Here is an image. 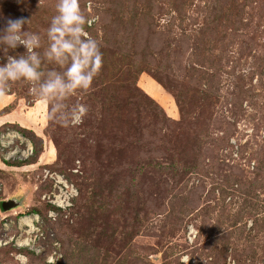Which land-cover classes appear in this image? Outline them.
Segmentation results:
<instances>
[{
    "label": "rangeland",
    "instance_id": "374dc122",
    "mask_svg": "<svg viewBox=\"0 0 264 264\" xmlns=\"http://www.w3.org/2000/svg\"><path fill=\"white\" fill-rule=\"evenodd\" d=\"M57 2L0 0V28L28 19L46 47ZM79 3L102 53L90 89L65 101L88 108L83 122L50 119L23 80L0 91V130L34 146L0 158V223L38 213L44 232L28 264L54 247L56 264H264V0ZM52 174L76 190L64 209L42 199Z\"/></svg>",
    "mask_w": 264,
    "mask_h": 264
},
{
    "label": "clouds",
    "instance_id": "9594fccd",
    "mask_svg": "<svg viewBox=\"0 0 264 264\" xmlns=\"http://www.w3.org/2000/svg\"><path fill=\"white\" fill-rule=\"evenodd\" d=\"M55 13L45 33L46 47L39 34L25 30L28 19H7L0 28V54L4 58L0 63V91L11 82H28L32 95L50 106V119L65 127L77 126L88 108L84 104L68 107L65 101L78 91L90 89L102 66V53L97 41L85 31L94 21L82 13L79 0H58ZM19 47L24 49L22 53L9 54ZM45 63L59 70L44 71ZM16 259L28 264L27 257Z\"/></svg>",
    "mask_w": 264,
    "mask_h": 264
},
{
    "label": "built area",
    "instance_id": "2783aa9c",
    "mask_svg": "<svg viewBox=\"0 0 264 264\" xmlns=\"http://www.w3.org/2000/svg\"><path fill=\"white\" fill-rule=\"evenodd\" d=\"M34 155L32 142L19 130L6 127L0 130V158L8 162L26 161ZM50 178V172L45 170L44 178ZM54 182L52 191L42 196L46 203L59 209L70 206V200L76 195L73 185L68 184L62 175L52 174ZM48 217L55 218L57 211L54 208L47 212ZM3 220V221H2ZM0 223V249L11 246L17 250L13 257L24 256L28 258V251L37 256L41 254L40 241L43 239L44 232L39 224L38 213L22 214L17 216L18 230L9 234L8 231L16 222L10 218H3ZM27 252V253H26ZM60 257L58 248H52L50 255L45 258V263L56 264Z\"/></svg>",
    "mask_w": 264,
    "mask_h": 264
},
{
    "label": "water",
    "instance_id": "95a60500",
    "mask_svg": "<svg viewBox=\"0 0 264 264\" xmlns=\"http://www.w3.org/2000/svg\"><path fill=\"white\" fill-rule=\"evenodd\" d=\"M5 202H6L5 203L6 205H5L4 209H6V210L11 209L17 205V202L15 199L6 200Z\"/></svg>",
    "mask_w": 264,
    "mask_h": 264
},
{
    "label": "trees",
    "instance_id": "16d2710c",
    "mask_svg": "<svg viewBox=\"0 0 264 264\" xmlns=\"http://www.w3.org/2000/svg\"><path fill=\"white\" fill-rule=\"evenodd\" d=\"M4 129V128H3ZM2 130V129H1ZM16 162V161H15ZM27 253V252H26ZM27 254H29V253H27Z\"/></svg>",
    "mask_w": 264,
    "mask_h": 264
},
{
    "label": "crops",
    "instance_id": "0c3cea01",
    "mask_svg": "<svg viewBox=\"0 0 264 264\" xmlns=\"http://www.w3.org/2000/svg\"><path fill=\"white\" fill-rule=\"evenodd\" d=\"M6 102H7V100H5ZM0 123H2V122H0Z\"/></svg>",
    "mask_w": 264,
    "mask_h": 264
}]
</instances>
